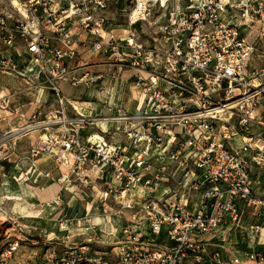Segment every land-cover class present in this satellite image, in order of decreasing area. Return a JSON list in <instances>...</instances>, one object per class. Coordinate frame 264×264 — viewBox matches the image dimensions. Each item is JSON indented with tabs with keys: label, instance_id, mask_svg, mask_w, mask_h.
I'll use <instances>...</instances> for the list:
<instances>
[{
	"label": "built area",
	"instance_id": "2783aa9c",
	"mask_svg": "<svg viewBox=\"0 0 264 264\" xmlns=\"http://www.w3.org/2000/svg\"><path fill=\"white\" fill-rule=\"evenodd\" d=\"M19 1L22 7L7 9L0 0V36L10 48L25 40L28 67L22 71L13 53L0 54L1 72L88 84L98 75L71 74L70 67L84 48L132 72L126 83L137 105L101 117L72 103L71 113L60 99L59 107L0 129V161L18 135H37L24 179L42 174L57 185L38 207H61L65 198L82 203L85 215L60 228H85L90 237L22 263L16 255L27 233L9 216L0 229V264H264L257 249L264 245V0H128L123 34L103 13L110 0ZM156 9L165 17L151 35L144 23ZM100 123L114 124L107 133L127 143L88 132ZM38 158L48 166L43 172ZM241 201L255 208L253 223H244ZM116 217L127 222L121 239L91 252V238L109 235L103 221Z\"/></svg>",
	"mask_w": 264,
	"mask_h": 264
},
{
	"label": "rangeland",
	"instance_id": "374dc122",
	"mask_svg": "<svg viewBox=\"0 0 264 264\" xmlns=\"http://www.w3.org/2000/svg\"><path fill=\"white\" fill-rule=\"evenodd\" d=\"M3 5L9 9L11 6L10 0H3ZM132 5H130L128 0H110L106 2L103 13L109 18L111 23H113L114 29L119 34L124 33L123 29L125 27H128V29L130 27L128 23L130 21L129 15L133 7ZM165 11L166 10L156 9L155 17L152 18L151 24L144 23V28L147 33L151 35L155 34V32L158 30V25L164 20ZM137 30L138 40L145 42L149 36H147V34L143 31L141 32V28L138 25ZM86 53L88 55V61L85 60L84 67L93 65L94 61H91L92 58V60L97 59L95 62L98 64L96 68H82V70H91L90 75L98 76L96 80L88 84H76V87L85 88V93L79 94L82 96V98L79 100L85 101L93 99V102L98 104L99 111L104 113L114 112L113 115L116 112H122L126 108L136 107L137 101L132 97L131 85L130 83H126V77L124 76L125 70L119 69L114 65L111 66V64L108 63L106 56H101L100 54L94 55L90 54L89 52ZM24 57L25 56H23V58ZM24 60L27 62L28 58L22 59L19 64L25 65L26 62ZM29 76L30 77L25 78L20 75H6L0 71V121L4 122L9 116L13 117V119L17 121L20 119V116L14 117V112L10 110L9 106L7 108L3 107L5 106V101L8 102V100L2 98L6 93H9V96H6V98L10 97V107H17L20 110L19 113H25L27 115L32 114V108L36 103L44 102L48 105L56 100L55 97H58L56 91L52 92V90L47 87L48 85L46 84L50 83L44 81V77L36 78V76L31 73ZM24 79H28L30 84H26ZM91 88H94L95 92L94 94L90 95L87 93V91ZM34 114H38V111ZM29 145V140L26 137L23 138L22 141L18 142L17 154L14 156V159L11 161L6 160L5 162L0 163V195L3 197V199H1L2 201H0V204L2 205L3 210L16 218V222H18V224L24 228L27 233L22 236L23 241L21 242L20 250L16 255V260L22 263L38 262L44 258L46 252L53 250L49 248L54 245L51 244V241L46 240L45 235L49 231L58 230V228L61 226V223L58 224V222L61 221L62 218L65 219L80 217L86 213L84 206L80 204H76L73 207L65 205L62 209V211L64 210V213H62L61 217L58 216L56 207H52L47 214L42 213V210H40L38 207V202L40 201L39 198L43 200L51 198L53 195L52 189H48L46 198L43 194H41L40 190L36 188L33 189H36L38 192H34L33 195L31 187L34 186H31V184H35L32 180L28 182V185H25L27 184L25 183L23 186L27 192L23 191L22 188L17 185L14 179L15 176L24 171L22 169L33 166V163H31V161L28 159ZM55 169L56 167L54 168L53 173L56 176L57 170ZM0 212H2L1 209ZM2 214L3 215H0V217L9 218L8 214L3 212ZM21 215L26 216V218H20ZM32 215L35 216L33 217ZM2 218H0V229L3 225L4 227L6 226V224H2ZM126 224V220L119 219L117 217L104 220L103 228L109 233V235L105 236L107 237L105 242L119 241L121 239V228ZM88 232L89 231L85 228L73 229L72 233H68L66 230H61V239L64 238L66 241L65 244L68 245H73V243L81 245L86 242V239L90 238ZM18 233L19 231L17 229L12 231L13 235H18ZM58 249H61L60 251H62L65 249V247ZM106 249H108V247H106L105 244H97L91 246L90 251L95 252L96 250L103 251ZM248 263L255 264L254 262Z\"/></svg>",
	"mask_w": 264,
	"mask_h": 264
},
{
	"label": "crops",
	"instance_id": "0c3cea01",
	"mask_svg": "<svg viewBox=\"0 0 264 264\" xmlns=\"http://www.w3.org/2000/svg\"><path fill=\"white\" fill-rule=\"evenodd\" d=\"M118 26H120V25H118ZM10 53L15 54V56L19 60V63L24 58H28V61H29V55L27 53V45H26L25 40L22 37H18L17 40H16L15 47L14 48H10V47H8L4 43L3 38H1V36H0V54L8 55ZM23 56H25V57L23 58ZM92 59H91V61H94L93 63H97V62H95L97 59L96 60H92ZM85 60L88 61V55L85 52V49L82 48V49H80L79 61H78V64L77 65L80 66V65L84 64L85 63ZM24 61L26 62V60H24ZM28 61L25 63V65L19 64L20 68L21 69L22 68H25L26 69V67H28ZM97 64L96 65L95 64L90 65L87 68H96L97 67ZM77 65H75V64H71L70 65V67L73 68V70L75 71V72H73L71 74L83 72V70L80 69V68H78ZM25 69H22V70H25ZM4 74H6V75H16V76H19L16 73H4ZM131 75H132V72L131 71H125L124 72V76L125 77H129ZM27 77H30V76L29 75H26L25 78H27ZM43 79H44V81H46V82H48V83L51 84V85L50 84H46V85H48L47 87L50 88L52 90V92H55L56 91L58 97H55V99L57 101L54 100L55 103L52 102V103H50L48 105L46 103H44V102H42V103H39L38 102V103H36L33 106V108H32L33 109L32 114L31 115H27L25 113H19L20 110L17 107H14V108L10 107V97L6 98V96H9V93H6L2 98H5L6 100H8V102L5 101V106H3V107L4 108H7L9 106L10 110L14 112L13 113L14 117L20 116V119H18V121H17V120H14L13 117H10L9 116L8 118L5 119L4 122L3 121H0V129L2 128L3 130L6 131V130H8L10 128H16L18 126H21L22 124H24L27 121L28 117L32 116L37 111L40 112V113L41 112H44L45 113V112H48L51 109H54V108L59 107L60 99H63L64 100V104L67 107V109L69 110V112L76 113V111L71 108V105L70 104L71 103L74 104L73 103L74 100H77V99L79 100V99L82 98V96H80L79 94H84L85 93V88L76 87L77 85L73 84L72 81L70 79H68V78L67 79H64V80H58V79L48 80V79H46L44 77ZM24 80H25L26 84H28V85L30 84V82H29L28 79L27 80L24 79ZM91 89H89L87 91V93L90 94V95L91 94H94ZM88 103L89 104L80 105V108H78V111L79 112H82V113L95 114V115H98V116H101V117H108V116L113 115V113H114V112L113 113L112 112L111 113H107V112L104 113L102 111H99L98 110V104L97 103H94L93 102V99L88 100ZM94 104H95V106H94ZM131 108H135V107H131ZM113 126H114V124H112V123H100L98 125V127H95V126L90 127L89 130H88V132L89 133H92V132L102 133V134H104L107 137V139H109L113 143L121 144V145L126 144L127 142L125 141V139L123 137L118 136V135H115V137H113V136H111L110 134L107 133L108 129L110 127H113ZM25 137L30 142V145H29V156H28L29 158L28 159L31 161V163H34V158L32 156L31 149L33 148V146L37 142V135L36 134H26L24 136L23 135H18L16 137V145L12 148L11 154H9V156L6 159L0 161V163L5 162L6 160L7 161H11L12 159H14V156L17 154V145H18V142L22 141V139L25 138ZM42 159L43 158H38L36 160V164L39 165V168L41 169L40 170L41 172L45 171V169L48 167L47 164H46V162L43 161ZM167 164H168V167H169L170 170H178L177 167H176V165L174 163H172L171 161H168ZM156 165H158V164L156 163ZM31 168H32V166H30L29 168H26V169H22L24 171H22L20 174H17L15 176L14 179H15L17 185L20 186V188H22L23 191L27 192V190L24 189L23 186H24L25 183H27L25 185H28V182L30 180H32L33 183L35 184V185H32L31 184V186H34V187H31L32 188L33 195H34V192L35 193L38 192V191H36V189H39L40 192H41V194L44 195V197H46L47 191H48L49 188H51L52 189V192H53V195H52L51 198H48V199H45V200L39 198V200H40L39 202L48 201V200L53 199L54 196H55V194H56V191H57V185H56L55 182H52V180H50L49 178H47L45 175H42L41 174L39 177H36V178H35V176H33V177H31V179H29L27 181L24 179L25 176H26V174H27V172L28 171H30V172L32 171V170H30ZM173 184H174L173 182L171 184L164 183V184H162V188H164V187H166L168 185L173 186ZM33 188H36V189L34 190ZM43 189H45L46 191L43 190ZM161 189H160V191H161ZM7 197H9V196H7ZM14 197H16V196H14ZM9 198H12V197H9ZM1 199H3V197L0 195V201H2ZM240 203H241L240 206L241 207H244L245 213H246L244 223H246V224L253 223L256 220V217L254 215V209L255 208L254 207H246V204L243 201H241ZM76 204L82 205V203L77 202V201L74 203V200L73 199H67V198H65V203L61 207H58V206H53V207H56L57 208V211L56 212H57L58 216L61 217L62 213H64V210L62 211V209H63V207L65 205H67L69 207H73ZM34 206H35V204H34ZM0 209H3L1 204H0ZM49 210L43 211L42 213L47 214L49 212ZM24 215H21L20 218H26V216H24ZM9 216H11V215H9ZM32 216L34 217L35 215H32ZM11 217L13 218V220L16 221V218L15 217H13V216H11ZM66 219H68V218H65V219L62 218L61 219V224H62V221L66 220ZM58 224H59V222H58ZM61 230H64V229L58 228V230L49 231L45 235L46 240L47 241H51V244L54 245V246H51L49 249H53V250H56L57 249V251L60 252L61 249H58V248H63L65 245H68V244H65L66 241H65L64 238L61 239ZM51 235H53V236H51ZM237 238H238V236L237 237H233L232 239L233 240H236ZM91 239H92V241H90L91 243L89 244L90 248H91V246L97 245V244H105L106 247H109V244L115 243V242H105V240L107 239V237H105V236L102 237V238H91ZM88 240L89 239H86L85 241L88 242ZM213 243H218V240L213 239ZM248 243H249L248 241H245L244 243H242L240 245H242L243 247H246L248 245ZM257 249L259 251H262L264 253V245H259L257 247ZM215 250H216V248L214 246H212V245L209 246L210 253L214 252ZM221 255H222L223 258L226 256V254L224 252H222ZM207 262H210V261H207ZM250 262H254L255 264H258L255 261H250ZM240 264H249V263L245 261V262H242Z\"/></svg>",
	"mask_w": 264,
	"mask_h": 264
},
{
	"label": "bare ground",
	"instance_id": "6f19581e",
	"mask_svg": "<svg viewBox=\"0 0 264 264\" xmlns=\"http://www.w3.org/2000/svg\"><path fill=\"white\" fill-rule=\"evenodd\" d=\"M10 2L12 3V4H14V5H19V6H21L22 7V5H21V3H20V1L19 0H10ZM92 90V92L94 93V88H92L91 89ZM73 103L76 105V107H78V108H80V105H83V104H89L88 103V100H85V101H80V100H74L73 101ZM2 210V212L3 213H6L7 214V212L5 211V210H3V209H1ZM2 212H0V215L2 216L3 214H2ZM0 218H2V217H0ZM7 218L5 217V218H2V221H5ZM1 223V222H0ZM3 223V222H2ZM51 236H53V235H51ZM204 264H213V262H206V263H204Z\"/></svg>",
	"mask_w": 264,
	"mask_h": 264
}]
</instances>
